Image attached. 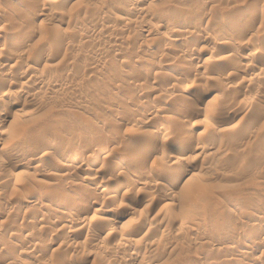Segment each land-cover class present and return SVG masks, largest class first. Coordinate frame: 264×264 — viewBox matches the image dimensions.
I'll list each match as a JSON object with an SVG mask.
<instances>
[{
  "label": "rangeland",
  "instance_id": "obj_1",
  "mask_svg": "<svg viewBox=\"0 0 264 264\" xmlns=\"http://www.w3.org/2000/svg\"><path fill=\"white\" fill-rule=\"evenodd\" d=\"M262 9L0 0V264H264Z\"/></svg>",
  "mask_w": 264,
  "mask_h": 264
},
{
  "label": "bare ground",
  "instance_id": "obj_2",
  "mask_svg": "<svg viewBox=\"0 0 264 264\" xmlns=\"http://www.w3.org/2000/svg\"><path fill=\"white\" fill-rule=\"evenodd\" d=\"M45 2V1H44ZM46 4V3H45ZM38 5V4H37ZM48 5V4H47ZM46 9V8H45ZM129 12L132 14V15H135V17L136 16H138V15H140V12H141V10L139 11L138 9H136V8H132L130 11H128V14H129ZM237 12V11H236ZM19 13V12H18ZM17 13V14H18ZM242 13H244V12H242V10L241 11H238L236 14H235V16L236 17H238L239 15H241ZM131 14H129L130 16H131ZM19 15V14H18ZM142 15V14H141ZM253 18H252V20L250 21V23L251 24H254V23H260V24H264V9H262L260 12L258 11V13H254L253 14ZM23 17H26V16H23ZM49 17V16H48ZM134 17V16H133ZM113 31V30H112ZM37 32V31H36ZM36 32L34 31V30H31L30 32H29V36L30 37H34L35 35H36ZM39 32V31H38ZM145 32H147V33H149V31H145ZM39 34V33H38ZM28 35V34H27ZM37 36V35H36ZM16 38V37H15ZM22 41H24V40H22ZM11 43V42H10ZM2 44V43H1ZM13 44V43H12ZM25 42H22L21 44H16V45H14L12 48H16L17 50L20 48L21 49V47H24L25 45ZM39 44H40V42H39ZM10 47V44H8V43H3L2 44V50L3 49H6L7 50V48H9ZM41 47V46H40ZM11 48V47H10ZM9 48V52H7L8 54L7 55H5V57H4V61H3V63H2V65L4 66V67H6L7 68V65H10V63L11 62H13V55L15 54L14 52H16L14 49H10ZM40 49V48H39ZM11 50V51H10ZM22 50H23V48H22ZM217 52V51H216ZM215 52V53H216ZM12 53H13V55H12ZM17 53H18V51H17ZM20 54V53H19ZM16 55V54H15ZM14 55V56H15ZM21 56V55H20ZM13 57V58H12ZM20 58V57H19ZM17 59V58H16ZM264 59V58H263ZM14 60H15V58H14ZM15 62V61H14ZM17 62V61H16ZM1 63V62H0ZM19 65V64H18ZM2 66V67H3ZM9 67V66H8ZM13 68H15V67H12L11 66V68L9 67V69L11 70V69H13ZM3 71V69H0V71ZM160 72V71H159ZM165 73H163V75H164ZM184 77L187 75L188 76V71H185L184 72ZM152 76V75H151ZM164 77V76H163ZM166 77H168V75H166ZM170 77V76H169ZM184 77H182V78H184ZM181 78V79H182ZM179 79V78H178ZM35 80V79H34ZM179 81H181L180 79H179ZM35 83H39V81H34ZM136 82L139 84V85H142V84H144V83H146V77H144V76H141V77H138V79L136 80ZM13 84V83H12ZM11 84V86H13ZM16 85V84H15ZM211 92H212V90H210ZM210 92H208V93H204L203 95H208ZM6 116H8V115H6ZM5 115H2L1 114V116H0V124H2V122L3 121H5V119L7 118ZM57 138V137H56ZM60 138V137H59ZM84 141V140H83ZM82 141V142H83ZM95 141V140H94ZM57 142H58V139H57ZM67 142V141H66ZM177 142V141H176ZM56 143V142H55ZM63 142L61 141V143L60 144H62ZM86 143V141L84 142V144ZM66 144V143H65ZM69 144H71V142L69 143ZM68 144V145H69ZM175 144V143H174ZM58 145H59V143H58ZM176 145H177V143H176ZM175 145V146H176ZM85 146V145H84ZM87 149V148H86ZM103 151V150H102ZM100 154H101V149H99V151H98ZM164 153V152H163ZM76 154H78V153H76ZM81 154V153H80ZM80 154H78V155H76V157H78ZM168 155V154H167ZM99 156V155H98ZM80 159V158H79ZM75 161V160H74ZM75 163H76V161H75ZM75 164H74V162H73V165H71V166H66L65 167V172H69L71 169H77L78 168V166H74ZM80 165H82V164H80ZM19 167L20 166H18V165H16V169H19ZM22 167V166H21ZM37 167H39V166H37ZM62 167V166H61ZM81 167V166H80ZM79 167V168H80ZM41 168V167H40ZM61 169H63V168H61ZM48 172V171H47ZM52 173V172H51ZM76 173V172H75ZM48 174H50V173H48ZM77 174V173H76ZM57 175H59V174H57ZM173 175V174H172ZM67 176V175H66ZM173 177H174V180L175 181H180V180H182L185 176L181 173V172H174V175H173ZM93 178V177H92ZM138 180L140 181V179L138 178ZM137 181V180H136ZM90 183H94V180H90ZM104 193L106 192V190H104L103 191ZM61 198V197H60ZM57 200V199H56ZM59 200V199H58ZM61 200H59V202H60ZM97 203H98V201L96 202H93L92 203V206L90 207V208H94L96 205H97ZM263 208V207H262ZM264 210V209H263ZM2 213V212H1ZM2 215V214H1ZM50 218H52V216H49ZM80 217V216H79ZM49 218V219H50ZM78 218V217H77ZM74 219V218H73ZM73 219H72V221H73ZM103 219V218H102ZM75 221V220H74ZM79 221V220H78ZM81 221H83V220H81ZM85 221V220H84ZM59 222V221H58ZM105 222V221H104ZM60 223V222H59ZM71 223V222H70ZM77 223V222H76ZM83 222H81V223H79L80 225L82 224ZM87 223V222H86ZM72 224V223H71ZM71 224L69 225V226H71ZM84 224V223H83ZM104 225H105V223H104ZM81 227H83V226H80V228ZM82 229V228H81ZM100 230V229H99ZM103 230V229H102ZM105 230V229H104ZM107 230V229H106ZM43 231H44V229H43ZM77 231V230H76ZM99 233H103V231H99ZM98 234V233H97ZM97 236V235H96ZM95 236V237H96ZM99 236V235H98ZM74 239V238H73ZM76 242V241H75ZM102 242H103V240H102ZM72 243V242H71ZM70 243V244H71ZM92 243V242H91ZM121 247V246H120ZM125 247V246H124ZM119 250V249H118ZM126 250V249H125ZM127 251V250H126ZM123 252V251H122ZM128 252V251H127ZM136 258H137V256H131V261H136ZM2 261H5V260H3L2 259Z\"/></svg>",
  "mask_w": 264,
  "mask_h": 264
}]
</instances>
